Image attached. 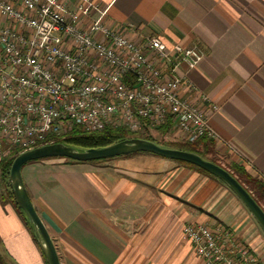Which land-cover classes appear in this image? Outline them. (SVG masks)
Segmentation results:
<instances>
[{
  "label": "crops",
  "instance_id": "crops-1",
  "mask_svg": "<svg viewBox=\"0 0 264 264\" xmlns=\"http://www.w3.org/2000/svg\"><path fill=\"white\" fill-rule=\"evenodd\" d=\"M91 1L104 11L103 24L131 40L156 36L168 48L201 52L194 67L179 65V95L207 116L219 138L212 140L216 160L225 166L219 158L227 156L264 182V0ZM166 137L182 140L172 127ZM79 162L50 157L21 168L60 264H204L181 236L188 223L223 227L264 264V234L217 179L146 152ZM0 259L45 264L27 226L1 197Z\"/></svg>",
  "mask_w": 264,
  "mask_h": 264
},
{
  "label": "built area",
  "instance_id": "built-area-1",
  "mask_svg": "<svg viewBox=\"0 0 264 264\" xmlns=\"http://www.w3.org/2000/svg\"><path fill=\"white\" fill-rule=\"evenodd\" d=\"M91 0H0V160L78 129L131 132L170 124L183 141L219 140L207 116L179 95L178 67L196 47L156 36L131 40L102 23ZM181 236L204 264H258L228 230L186 224Z\"/></svg>",
  "mask_w": 264,
  "mask_h": 264
},
{
  "label": "water",
  "instance_id": "water-1",
  "mask_svg": "<svg viewBox=\"0 0 264 264\" xmlns=\"http://www.w3.org/2000/svg\"><path fill=\"white\" fill-rule=\"evenodd\" d=\"M136 152H148L163 158L190 163L212 174L238 198L264 234V210L255 202L249 192L222 166L203 159L196 153L164 147L142 138H126L99 148L82 150L61 142L45 143L24 150L14 157L9 168L8 185L14 203L23 211L33 229L36 242L46 264H60V262L49 233L26 192L21 177L22 166L30 161L50 157L83 162Z\"/></svg>",
  "mask_w": 264,
  "mask_h": 264
},
{
  "label": "trees",
  "instance_id": "trees-1",
  "mask_svg": "<svg viewBox=\"0 0 264 264\" xmlns=\"http://www.w3.org/2000/svg\"><path fill=\"white\" fill-rule=\"evenodd\" d=\"M156 129L161 134L164 135L170 129V124L168 123L165 125H161L159 127H156ZM126 138L147 139V140L153 141L156 144L164 146V147L190 151V152L198 154L203 159L209 160L219 166H222L216 160V151L214 147V142L211 139L206 138V137H200L194 142H187L183 140H165V141L160 140L159 141L156 138H154L147 130L141 133H136V132L128 131L121 126L119 127L108 126L104 128L103 130L97 131V132H84V131L75 129L66 135L52 137L48 139L46 143L61 142V143L73 146L79 150H82L86 148H99V147L106 146L108 144H111L113 142L126 139ZM22 151L23 150L21 149H12L7 155H5L0 160V186H2L3 188L2 193L0 194V197L2 201L5 200L7 202H10L13 205L19 217L21 218L23 223L27 226L33 240L36 242L33 229L32 227H30L23 211L14 203L12 199V194L10 192V187L8 185V173H9L10 164L12 160L14 159V157L17 156ZM110 158L96 159V160H90V161L99 162V161H105L106 159H110ZM71 161H74V160H71ZM178 162L188 165L190 167H193L197 169L198 171L203 172L206 175H209L217 179L212 174L206 172L205 170L197 166H194L190 163H186L182 161H178ZM222 167L226 169L245 188V190L249 192V194L252 196L255 202L264 210V206H263L264 182L261 181L259 178L249 174L243 168V166L237 163L236 161H230L228 166H222ZM217 180L220 181L219 179ZM0 264H3L1 259H0Z\"/></svg>",
  "mask_w": 264,
  "mask_h": 264
},
{
  "label": "rangeland",
  "instance_id": "rangeland-1",
  "mask_svg": "<svg viewBox=\"0 0 264 264\" xmlns=\"http://www.w3.org/2000/svg\"><path fill=\"white\" fill-rule=\"evenodd\" d=\"M154 138H156L157 140H161V141H165V140H171V139H168L166 137V134H161L156 128L155 129H152V130H147ZM143 132V131H141ZM141 132H138V133H141ZM218 158V157H217ZM65 159V158H63ZM66 161L68 162H72L71 160L69 159H65ZM219 160L225 165V166H228V164L230 163V159L227 157V156H223L221 159L219 158ZM79 163H88V164H92V163H97V161H83V162H79ZM263 206H264V203H263Z\"/></svg>",
  "mask_w": 264,
  "mask_h": 264
}]
</instances>
